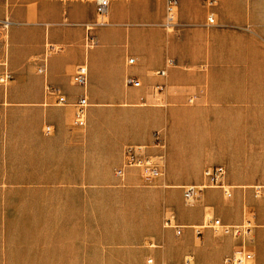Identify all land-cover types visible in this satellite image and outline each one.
I'll return each instance as SVG.
<instances>
[{
    "label": "crops",
    "instance_id": "0c3cea01",
    "mask_svg": "<svg viewBox=\"0 0 264 264\" xmlns=\"http://www.w3.org/2000/svg\"><path fill=\"white\" fill-rule=\"evenodd\" d=\"M242 3L243 0H179L172 25L167 24L166 10L161 22L156 20L163 9L160 14L144 10L140 14L142 22L139 26L142 28L137 36L135 32L131 36L130 52L136 56L133 63H129L130 57H125L123 48L117 50L119 57H112L113 45L104 37L110 31L104 32L103 45L94 49L88 60L82 57L81 50L73 54L76 50L69 40L60 37V30L52 29L51 43L61 47L47 58V74L39 73L40 77H34L23 88L22 97L18 96V88L4 91L0 86L1 121L4 116L8 119L11 111L17 109L13 104L25 103L28 104V115L37 113L41 122H48L43 126V134L26 140L28 156L33 161L30 169L23 173L30 175L46 173L35 170L38 162L34 160L46 159L51 153L52 142L61 144L59 151L63 155L74 151L83 157L82 149L78 150V144L83 141L66 133L63 126V123L71 122L72 129L78 128L73 124L74 103L83 96L84 90L73 81L77 65L86 61L89 64L91 96L96 104L139 106L140 127L117 142L116 146L122 150L117 167L123 163L126 145H144L147 153L162 163V176L156 186H145L137 170L129 169L124 180L117 177L114 170L118 187L152 195L122 199V205L134 207L131 212L137 217L133 228L114 234L127 239L123 244L132 247L131 251L124 252L130 256L124 257V264H128L127 259H132L129 264H148V258H153L155 264H182L186 258L191 259L192 264H223L235 247L244 242L251 246L255 262L264 264V196L254 194L256 185L264 187V95H254L250 89L238 91L234 77L237 57H259L260 49L264 57V47L258 49L259 43L252 41L249 35L224 25L238 18ZM211 12L219 20L213 25L207 20ZM68 25L71 23L64 22L60 27ZM164 31L166 40L162 37ZM179 57L187 58L180 60ZM170 58L175 62L167 66ZM176 58L181 65H176ZM162 69L166 70L164 76L158 74ZM127 76L137 77L141 86L127 85ZM46 83L63 93L67 103L58 104L57 95L47 92ZM116 87L120 89L116 90ZM6 100L11 105L5 106ZM46 125L53 127L51 134L45 132ZM163 126L167 132L154 129ZM157 132L165 143L164 147L157 145ZM10 138L0 132V190L56 188L45 180H6L8 174L19 172L7 165L3 154L7 143L16 141ZM85 142L91 156L97 149L98 140L90 135ZM210 161L217 164L207 165ZM84 165L90 166L91 162L79 164L81 168ZM213 166H224V181L231 186L232 196L226 197L220 188L208 187L196 203L187 205L184 197L182 200L184 187L204 183V170ZM60 173H66V169ZM76 173L85 174L83 168ZM58 184V188L67 190L84 189L93 183L80 177V180H62ZM224 198L230 200L226 202ZM98 205L97 198H64L58 213L52 214L49 198L34 204L29 199L21 203L18 199L9 203L3 201L0 221L43 224L41 235L35 231V241L28 246L19 247L13 241H4L0 247V264L93 262V258L84 256L93 254L92 247L99 246L96 231ZM211 210L214 217L230 225H240L247 214H253L254 225L248 237L223 234L212 228L197 235L193 226L202 224ZM166 218L181 227L180 234L175 228L163 226ZM52 221H58V242L52 241ZM150 240L156 246H149ZM83 246L86 250L82 249Z\"/></svg>",
    "mask_w": 264,
    "mask_h": 264
},
{
    "label": "rangeland",
    "instance_id": "374dc122",
    "mask_svg": "<svg viewBox=\"0 0 264 264\" xmlns=\"http://www.w3.org/2000/svg\"><path fill=\"white\" fill-rule=\"evenodd\" d=\"M146 9H149L153 14L155 12L160 14L163 9L162 15L156 20L161 22L165 17V0L143 2L111 0L108 15L97 13L96 0H0V74L8 70L12 75V79L6 85L0 86L4 91L16 87L19 89L18 96H23V88L32 82L34 77L39 76L38 67L42 64L43 59L50 57L61 47L52 45V29L60 30V37L69 40L71 46L76 50H73V54H78L81 50L82 57H87L88 60L91 57V52L103 45L104 37L111 40L110 43L113 45L111 48L114 49L112 57H119L118 48L125 49V57H136L130 52L131 36L134 32L137 36L138 30L142 28L139 26V23L142 22L140 14ZM215 17L218 23L219 20L217 16ZM237 17L236 20L225 22L224 25L233 26L241 33L249 35L252 41L259 43L258 49L264 47V0H243ZM6 20L9 22H5ZM100 21H107L108 24L98 25ZM64 22H69L71 25L60 27ZM54 25L55 27H52ZM105 31H110V33L103 37ZM165 33L164 31L162 35L164 40H166ZM183 58L187 57L178 59ZM178 59L176 58V65H181ZM237 60L234 64L236 70L234 77L237 79L236 89L238 91L250 89L254 95H260V97L264 95V57H262L261 49L259 57H237ZM88 89L90 106L87 126L72 129L71 122L63 123L66 133L74 134L77 139L83 141L78 144V150L82 149L83 157L80 152L74 151L63 155L59 151L61 144L52 142L51 153L47 158L34 160L38 162L35 164V170H44L45 174L30 175L23 171L30 169V162L33 161L28 156L26 140L43 134V126L48 122H41L37 113L28 115V104L25 103L13 104L17 109L11 111L8 119L4 116L3 120H0V132L10 135L12 137L10 140H16L7 143L3 154L6 156L7 165L19 172L8 174L6 180L11 182L45 180L50 181L56 187L50 190H0V204L3 201L9 203L12 199H18L19 203L29 199L31 204H34L38 200L49 198L51 213L57 214L64 198H97L99 205L97 206L98 230L96 231L99 246H93V254L84 256V258L87 256L93 258V262L84 264H124V257H130L124 252L131 251L132 247L123 244L127 239L114 234L133 228V222L137 217L133 216L131 212L134 207L122 205V199L152 195L133 193L128 188L117 186V181H114V170L120 165L119 158L122 150L116 145L122 137L130 135L135 128L140 127L142 116H140L137 105L96 104L91 96V76H89ZM115 89L119 90L120 88L116 87ZM8 101L6 100L5 106L11 105ZM154 129L156 131L162 129V132H167L165 126ZM55 133H57V129ZM187 133L185 132V134ZM90 135L98 140L97 149L91 156L86 150L85 142ZM5 151L7 152L5 153ZM86 161L91 162V165L82 167L85 174L76 173L82 169L79 166L80 162L86 164ZM216 164L210 161L207 165ZM64 169H66V173H60V170ZM80 177L93 184H87L84 189L65 190L57 187L58 182L62 180L75 181L80 180ZM142 188L151 189L152 187ZM224 199L226 202L230 200ZM213 216L212 210L206 214V218ZM251 216V214H247V217ZM42 224V222L33 221H0V247H3V242L6 240L13 241L19 247L30 245V242L35 241L33 237L35 231H39L38 234L41 235ZM57 227L58 221H52L51 237L53 242L60 240ZM82 249L86 250V247L83 246ZM95 259L96 262H94ZM130 260L132 259L126 260L128 264L131 262Z\"/></svg>",
    "mask_w": 264,
    "mask_h": 264
},
{
    "label": "built area",
    "instance_id": "2783aa9c",
    "mask_svg": "<svg viewBox=\"0 0 264 264\" xmlns=\"http://www.w3.org/2000/svg\"><path fill=\"white\" fill-rule=\"evenodd\" d=\"M111 0H96V11L99 15H108L110 8ZM179 0H166V18L167 24L172 25L178 8ZM211 3H209V6ZM208 24L213 25L216 24V17L214 13L208 14ZM107 21H100L98 25H107ZM90 28V27H88ZM93 42V40H92ZM94 44V43H93ZM45 57L42 61V64L38 67V72L46 75L48 62ZM129 63L134 62V58L130 57L128 59ZM173 59L167 60V66L174 64ZM89 64L88 62H84L82 64L77 65L75 68V72L73 75V81L76 85L80 86L84 90V94L74 103V120L73 124L78 128H84L88 123V108L90 103L87 97V89L89 84ZM159 75L164 76L166 74V70L162 69L158 71ZM12 79V75L8 70H5L0 74V85H6L9 80ZM126 84L132 85L134 87L141 86V81L136 77L127 76ZM46 90L49 94L57 95V103L58 104H66L67 98L66 96L58 92L56 89L52 88L48 83H46ZM45 132L51 134L54 129L50 125L45 126ZM160 133H156L157 137ZM157 145L164 147L165 143L160 137L157 138ZM129 169H135L139 172L140 178L145 186H156L158 183V179L162 176V163L156 160L152 155L147 153V146L144 145H136L129 144L125 146L124 149V159L121 166L115 169V175L120 179L124 180ZM226 170L224 166H213L207 167L203 174L206 181L200 185H188L184 187L183 197L184 202L187 205H193L196 203L203 190L208 187H217L222 189L223 193L226 197H231L233 192L231 190V186L226 184L224 181ZM254 194L256 196H264V187L261 185H256L254 187ZM251 217H245L244 221L240 225H230L224 223L218 217L206 218L204 222L200 225L193 226V230L197 235H201L203 231L207 228H212L216 231H219L223 234H232L236 237L245 238L248 237L250 231L253 227L254 215L251 214ZM164 227H172L177 230V233H181V227L172 222L170 218H166L164 220ZM149 246H156V243L152 240L149 241ZM148 264H155L153 258L147 259ZM160 264H168V263H160ZM182 264H192L191 259L186 258L184 263ZM223 264H257L255 262L254 252L251 249V246L247 243H241L237 245L233 251V253L227 256L224 259Z\"/></svg>",
    "mask_w": 264,
    "mask_h": 264
},
{
    "label": "bare ground",
    "instance_id": "6f19581e",
    "mask_svg": "<svg viewBox=\"0 0 264 264\" xmlns=\"http://www.w3.org/2000/svg\"><path fill=\"white\" fill-rule=\"evenodd\" d=\"M5 22H9V20H6Z\"/></svg>",
    "mask_w": 264,
    "mask_h": 264
}]
</instances>
